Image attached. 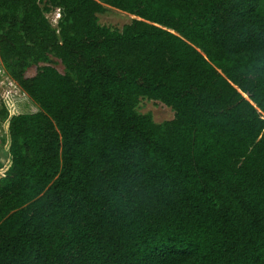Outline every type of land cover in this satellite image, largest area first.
Listing matches in <instances>:
<instances>
[{
  "label": "trees",
  "instance_id": "1",
  "mask_svg": "<svg viewBox=\"0 0 264 264\" xmlns=\"http://www.w3.org/2000/svg\"><path fill=\"white\" fill-rule=\"evenodd\" d=\"M6 76L0 264H264V0H0Z\"/></svg>",
  "mask_w": 264,
  "mask_h": 264
},
{
  "label": "rangeland",
  "instance_id": "2",
  "mask_svg": "<svg viewBox=\"0 0 264 264\" xmlns=\"http://www.w3.org/2000/svg\"><path fill=\"white\" fill-rule=\"evenodd\" d=\"M105 6L107 9L103 13L99 14V20L101 24L122 28L125 24L129 23L133 18H135L133 15L125 11L108 5ZM47 16L53 26L57 27L58 21L60 19V10H55L47 14ZM52 65L57 67L60 71H63V65L59 60L56 59ZM37 71V67H31L28 69L27 75L33 76L37 73ZM10 93L20 97L23 96L20 88L10 77L6 76L3 79L0 78V165L8 163L7 151L3 142L7 134L6 129L3 126L4 120L7 116L3 99H5V97ZM20 105L22 104L20 103ZM20 105L17 103V107ZM18 110H23V108L20 106ZM138 110L141 113H150L156 122H163L174 117V110L170 106L164 104L161 101L148 98L141 99Z\"/></svg>",
  "mask_w": 264,
  "mask_h": 264
},
{
  "label": "water",
  "instance_id": "3",
  "mask_svg": "<svg viewBox=\"0 0 264 264\" xmlns=\"http://www.w3.org/2000/svg\"><path fill=\"white\" fill-rule=\"evenodd\" d=\"M136 18V16H134Z\"/></svg>",
  "mask_w": 264,
  "mask_h": 264
}]
</instances>
